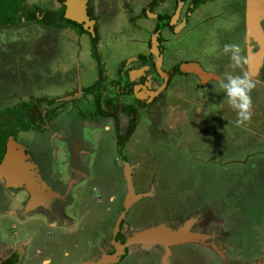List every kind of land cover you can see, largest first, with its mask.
Instances as JSON below:
<instances>
[{
  "label": "rangeland",
  "instance_id": "obj_1",
  "mask_svg": "<svg viewBox=\"0 0 264 264\" xmlns=\"http://www.w3.org/2000/svg\"><path fill=\"white\" fill-rule=\"evenodd\" d=\"M63 1L26 0L27 10L38 9L37 19L22 18L16 25L0 26L1 112L12 103L27 101V97L31 94L40 96L46 92L48 95L61 92L58 89L59 84L66 78L67 81L74 82L76 79L72 70L65 75L56 71L64 56L72 58L70 64L73 67L76 54H81L82 61L86 59L83 63L81 61V67L85 65L84 70L86 68L90 70L92 64L88 46L90 36L84 34L85 36L81 38L85 40L82 43L83 46L74 47L71 46L68 38L75 39V34L67 35L65 30H62V28L69 29L66 28L67 22L64 27H52L40 23L44 17L43 13L51 15L56 12L55 10H59ZM97 1L98 4L107 2L105 6L110 4L109 8L102 10V23L109 29L104 36V44L116 45L113 46V59L108 64L110 75H113V71L122 58L128 54L143 51L146 34L130 29L128 20L126 27L133 33L117 39L112 34L116 33L120 24L123 25L120 21L123 16L121 12L126 8L125 4L118 0ZM144 1L146 0H123V3L130 4L138 12L143 8ZM212 2L204 7V11L207 15L211 14L213 18L204 21L205 19L202 20L200 15L198 18V20L201 18L200 27L190 32L186 30L174 41L175 44L169 45V51L189 59H199L208 71L217 69L219 66L225 74L243 75L244 73L228 60L229 55L224 54L221 49V44L228 42L230 31L239 27L237 22L232 23L235 18H230L231 15L225 17L222 14L230 10L232 2L230 0ZM112 6L114 9L122 6L115 10L117 15H114ZM142 13H144L143 10ZM148 14V16L142 14V18L137 21L139 26L149 28L153 24L150 19H154L155 13L148 11ZM102 30L106 29L102 28ZM139 37L142 40L141 44H135L129 40V38ZM228 44H235V42L229 41ZM89 70L90 73L87 74L91 77L84 79L83 85H88L96 79V75ZM222 74L224 75L223 72ZM256 79L260 81L259 86L256 85V89H253L251 93L254 113L251 119L254 122L251 123L253 124L237 125V112L228 102L221 106L222 108L228 105L226 113L219 111L220 120L215 119L212 112L206 113L209 110L207 108L201 119L194 122L191 120V106H186L188 121L177 125L181 130V138L174 143H168L155 135L150 136L151 124L149 126L148 121L142 117L143 121L141 120V124L132 136L126 154L130 161L140 166L134 176L136 191H149L152 192V196L139 201L131 209L126 218L130 228L142 227L161 220L180 219L190 212L197 213L206 206L213 214L227 215L228 219L224 220L231 228L230 240L234 242L230 244L233 247L235 244L240 245L242 257L250 253L253 255L252 252L256 254L255 249L264 241V76ZM185 93H183L185 97H189ZM48 95L43 96L47 98ZM166 124L167 122L164 121V127ZM98 133H101L99 136H107L109 139L106 142L102 141L97 132L93 133L91 129H85L83 135L87 140L100 145L103 157H106L97 164L94 173L90 175L89 182L87 180L81 182L72 191L75 201L73 207L67 209V213L77 220L78 227L74 235L66 237L65 230H59L65 238L61 237L53 241L50 247L53 264H76L81 259L92 257L94 255L92 249L102 239L101 235L109 232L112 222L124 207L125 168L117 163L119 159L112 134L110 133L111 136L102 134L101 131ZM27 138L22 136L18 138L20 141L14 139V142L24 146L23 143L29 141L31 136ZM38 155L39 152H36L37 157ZM95 182L108 190V194L95 193L92 188ZM97 195L101 196V202L97 200ZM103 203L105 204L101 205ZM107 207L110 208L109 212L105 210ZM212 213L209 214L213 216ZM235 217H238L236 219L238 224L234 225L232 219L235 220ZM102 221L106 223L105 227L101 226ZM8 222L11 224L12 220L1 217L0 230L3 227L6 228ZM30 229L35 232L36 239H40L49 230L44 222L29 223L28 227L23 225L22 229L18 230L21 234L20 238L24 237V233ZM54 231L57 232V230ZM88 241H91V248ZM177 248L172 249L174 253L170 259L171 264H197L195 258H190L188 255L192 253V249L180 247L184 249L182 251ZM64 251L69 253L68 257H63ZM145 254L147 253L133 252L131 257L122 264H160L159 255H154L155 259L150 262L149 255ZM205 256H209L212 263L218 262L214 256L200 252L198 259L203 264L208 262Z\"/></svg>",
  "mask_w": 264,
  "mask_h": 264
},
{
  "label": "flooded vegetation",
  "instance_id": "obj_2",
  "mask_svg": "<svg viewBox=\"0 0 264 264\" xmlns=\"http://www.w3.org/2000/svg\"><path fill=\"white\" fill-rule=\"evenodd\" d=\"M110 1L112 2V0ZM118 1L125 4L124 6L126 8L121 12L123 16L120 23H123V25L120 24L116 29V33L112 35L118 39L130 34L132 31L130 32L127 29L126 26L128 24L130 29L135 30L134 32L139 31L146 34L145 48L143 51L139 53L134 52L122 58L113 71V75H110L111 72L108 71L106 65L113 59V46L115 47L116 45L114 43L109 46L104 44V36L108 33L109 29L108 26L106 28V25L103 26L104 24L102 23V10L109 8L110 4H108L109 6H105L107 4L105 1L102 4H98L97 0H87L86 15L90 20L94 21L92 27L93 32H91L93 34L90 33V28H84V23L72 22L75 24L74 26L67 25L68 27L66 28L69 29L62 28V30H65L67 35L75 34V39H68L70 40L71 46L78 48L83 46V41L78 37L82 34L81 32L84 30V34L90 36L91 47L89 48V58L96 67L97 80L101 77L103 87L95 90L91 89L93 93L91 91L89 92V88L97 80L89 86H83V82L80 80L81 73L87 75L90 72H88L89 68L84 70L85 65L81 67V54H76L73 67L70 64L72 58L67 59L64 56L56 71L61 75H65L72 70L76 79L74 82H69L66 78L62 81L63 83L59 84L58 89L61 91L59 93L48 95L46 92L40 96L31 94L27 97V101L12 103V105L7 106L8 108H14L17 104V106L22 108L21 106L24 104H29L27 119L30 123V131H19L16 134L9 135L7 140L10 136L16 141H20L18 138L20 139L22 136L23 138H29L31 136L29 141H23L24 153L28 156V162L35 166V171L41 181L51 192L56 194V197L48 200L45 205H39L36 208L33 207V209L27 212L24 211L26 203H24L23 198H16L18 208L20 209V219L24 216H31L33 213L41 212L45 214V219H47L45 224L47 225L52 223L60 224L64 221L69 222V229H64L65 237L67 235H74L73 233L76 231L78 225H75L76 227L74 228L71 226H74L73 223L75 221L77 222V220L67 213V209L72 208L75 201L72 191L81 182L88 181L91 173H94V170L97 168V164H100L106 157H103L100 145L84 137V130L91 129L93 133L97 132L98 137L104 142L109 138L107 136H99L101 133L98 132L101 131L102 134L106 135L112 134L119 159L117 162L119 163L118 165L121 164V167L123 165L125 168V164H127L130 167V175L135 193H145L146 196L130 206L125 212L124 218L120 219L118 227L116 228L117 221L123 213V207L114 222H112L109 232L102 234V239L92 249L94 255L81 259L76 264H96L103 255L110 256L116 254L118 252L115 246L116 243L119 246H124L128 237L149 226H157L160 223L166 222L172 229L177 230L183 227L188 221L191 222L189 232L198 237L199 241L173 248L178 247L177 249L182 251L184 249H180V247L192 249V253L188 255L190 258H195L197 264H203L198 259V253L200 252H206L214 256L218 261L212 263L211 258L205 256V259L208 261L205 264H264V241L255 249L256 254L252 252L253 255H250V253L242 257L239 250L240 245L237 244L236 246L235 244V247H233L230 244L234 242L230 240L232 237L231 228H229L228 223L224 220L228 219L227 215L220 216L213 214L206 206L197 213L190 212L188 215L176 220L156 221L155 223H148L137 228H130L127 225L126 218L131 209L139 201L148 196H152V192L150 193L149 191H136L134 176L140 166L130 161L126 154L130 147L132 136L138 125L143 121L142 117L148 121L149 126L151 124L149 128L150 136L155 135V137L161 138L164 142L174 143V141L181 138V130L177 125L188 121V114L185 110L186 106H191V120L196 122L201 119L200 117L207 108L209 110L206 113L212 112V116L214 117L215 115L214 118L216 119L221 106L223 104L225 105L228 101L225 93L219 88V81L226 75L223 69L221 70L217 66L218 70L213 69L208 71L199 59H189L186 56H180L169 51V45L175 44L174 41L181 37L186 30L190 32L200 27L201 18L198 20L200 15H202V20L205 19L204 21L209 19V15L204 11L203 6L215 0H146L144 1V3L146 2L145 5L139 13H136V10L130 4L123 3V0ZM65 2L66 0L63 1L61 6L64 7L63 14H65L66 10ZM237 2L242 6L244 12L241 15L243 21L240 22V25H237L239 26L238 28H233L230 31L227 41L246 46L244 38L246 29L244 22L246 20L244 19L247 0H237ZM237 2L234 1L235 4ZM114 6L111 8L114 9ZM120 7L122 6L114 9V15L118 14L115 10ZM238 8H240L238 5H234L233 7L234 11L238 10ZM142 10L144 11L142 14H145V16L148 11L155 13L154 19H150L153 24L149 28L145 26L141 27L137 24V21L142 18ZM43 14L45 17L46 13ZM174 18L176 21L174 24H171ZM261 27L264 31V19L261 22ZM102 28L106 30L104 31ZM153 37L156 40L155 46L153 45ZM129 40L135 44L142 43L140 37L129 38ZM228 42H225V44H228ZM250 44L254 47L253 50L255 51L256 43L251 42ZM54 46L56 47L57 45ZM77 50L79 51V49ZM72 51L74 52L73 49ZM243 55H246V51H244ZM158 61L160 63L157 66ZM188 62L198 64L203 71L213 73L220 80H209L202 84L196 75L180 72L179 67L181 63ZM238 67L241 68V66ZM241 72L244 73L243 69ZM131 74H134V76ZM263 76L264 59L257 77ZM252 78L254 80L256 79V77ZM138 87L140 88L138 89ZM186 91L188 93H185ZM183 93L188 94L189 97H185ZM43 95H48V97L46 98ZM227 107L228 105L222 107L221 111H226ZM164 121L167 122V127H164ZM71 144L72 149H70ZM36 152H39L38 157L36 156ZM93 185H95L92 186L93 189L97 187V190L102 191V194H108V190L96 182ZM3 195V192L0 191V204L5 201ZM97 200H102L100 195H97ZM105 210L109 212L110 208L107 207ZM237 210L239 211L240 209ZM209 213H212L213 216ZM238 217H235V220L232 219L234 225L238 224L236 221ZM100 224L103 227L106 226L104 221L100 222ZM54 235L53 241L59 240L61 237L63 239L65 238L59 230ZM88 243L91 248V241H88ZM50 245L52 246L53 242ZM15 249L9 257H6V254L0 249V264H20L22 256L25 255L24 244H18ZM162 249H158L159 251L155 252L157 249L154 248L146 250L139 246H131L123 249L124 253L119 255L117 261L106 264H122L131 257L133 252L147 253L145 255H149V261L151 262L155 259L154 255L158 256L160 252L164 253L161 251ZM172 249L170 259L174 253ZM65 252L62 253L63 257H68L69 255L65 256ZM26 254H28V260L31 264H36L39 261L37 258H32L34 254L31 249ZM159 257L161 259L160 255ZM53 261L54 259L52 257L51 264L54 263ZM42 262L43 260H40V263Z\"/></svg>",
  "mask_w": 264,
  "mask_h": 264
},
{
  "label": "water",
  "instance_id": "obj_3",
  "mask_svg": "<svg viewBox=\"0 0 264 264\" xmlns=\"http://www.w3.org/2000/svg\"><path fill=\"white\" fill-rule=\"evenodd\" d=\"M260 0H248L247 3V38H252L258 45V53L251 55L254 59L249 64V70L252 75H256L258 68L262 64L264 58V33L260 27V21L264 18V4L258 5ZM87 0H66L64 17L75 23H85L88 27L93 25L86 15ZM91 31V30H90ZM153 45H156L155 37H153ZM159 61L157 66L159 65ZM182 73H191L196 75L202 84L209 80H220L213 73L203 71L196 63H182L179 67ZM24 147L15 143L10 136L5 144V153L0 163V174L3 175L10 186H22L31 194L32 202L30 207L34 205H45L48 200L56 197V194L46 187L35 171V166L28 162V156L24 153ZM130 167L125 164V180H126V197L124 202V210L117 221V226L120 219L124 218L125 212L137 200L146 196V194H136L132 184L130 175ZM190 221L184 224L177 230L172 229L168 223H160L157 226H149L139 232L133 233L128 237L124 246L115 244L117 253L103 257L96 264L112 263L119 259L124 248L131 246H139L141 248H150L154 245H159L163 248L161 264H170L169 257L173 247L196 243L199 238L189 232Z\"/></svg>",
  "mask_w": 264,
  "mask_h": 264
},
{
  "label": "crops",
  "instance_id": "obj_4",
  "mask_svg": "<svg viewBox=\"0 0 264 264\" xmlns=\"http://www.w3.org/2000/svg\"><path fill=\"white\" fill-rule=\"evenodd\" d=\"M234 1L237 2V0H230V2H232V5L230 6V10L226 11V12H222V14L225 17H226V15H231L230 18H235L232 21V23L234 24V23L237 22L238 25H240V22L243 21L241 15L244 12L242 10V6L238 2L235 4ZM145 3L142 2V5H145ZM247 3H248V0H247ZM247 3H246V11H245V19H244V20H246L244 22L245 28H246L245 29V34H244L246 46H244L242 44H239V45H240V47L243 50L242 54L244 53V51H246V55H249V54L255 55L256 53H258V45L255 42L256 43V50L254 51L253 50L254 47L250 44L251 42H254V40L252 38H247V26H246V23H247ZM257 4L258 5L264 4V0L258 1ZM234 5H238V7H240V8H238V10L234 11V9H233ZM205 6H203V7H205ZM55 11L57 12L58 10H55ZM139 11H138V13H139ZM222 14H220V15H222ZM148 15L149 14L146 13V16H148ZM63 17H64V14H63ZM236 17H237V19H236ZM143 18H145V16ZM175 18L173 19L171 24L175 23V21H176ZM211 18H213V17L211 16V14H209V19L208 20H210ZM64 19H65V17H64ZM263 19L264 18H262V20L259 23L260 27H261V22L263 21ZM68 21H70V20H68ZM90 21H93V20H90ZM93 24H94V21H93ZM92 27H93V25L91 27H88L84 23V28L85 29L90 28V30H91L90 33L93 32V30H92L93 28ZM261 30L264 33L262 27H261ZM81 33L82 34L78 36L80 39L83 37V34L85 33V31L83 30V32H81ZM91 34H93V33H91ZM81 40L83 42L85 41L83 39H81ZM88 46H89V48L91 47L90 44ZM223 48H224V46L221 44L222 51H223ZM226 55H229V54H226ZM227 58H228V60H230L232 62V60L230 59V55L227 56ZM263 59H262L261 66L263 65ZM84 60H86V59H84ZM106 66H107V69L109 71L108 64ZM261 66L258 68V72H257V74L255 76L251 74V72L249 70V64L248 65H241V68L238 67V69H241V70L243 69L244 74L248 73L252 77L258 78L257 76L259 74ZM241 70H240V72H241ZM89 71L93 72V74L96 75V79L95 80H97L96 67H95L93 62L91 64V67H90ZM131 75L134 76V74H131ZM89 77H91L89 74L85 75V74L81 73L80 80H82V82H83L84 79L89 78ZM254 81H255L256 85L259 84V79H255ZM93 82H90V84H92ZM90 84H88V85L84 84L83 86H89ZM139 88L140 87H138V89ZM219 111H221V110H219ZM221 113H226V111H221ZM219 118L220 117H217V119H219ZM251 122H254V121H251ZM251 124H253V123H251ZM93 190L95 191V193L98 192V193L102 194L101 193L102 191L100 192L99 190H97V187L94 188ZM0 191L3 192V194H4L3 196L5 198L4 199L5 201L2 204H0V224H1V217H7V218H10V220H12L11 224L8 222L7 227L6 228L3 227L0 230V249L2 250V252H4L6 254V257H9V255H11L14 252V250H16L15 248L17 247V245L20 244V243H23L24 247H25V255L22 256L20 264H31L29 262V260H28V254H26L29 249H31L32 253L34 254L32 258H37L39 260L38 262H36V264H43V262L40 263V260L44 261L46 258L50 259V261H51L53 255H52L51 250H50V247H51L50 244H51V242H53V239L55 237V235H54L55 231L54 230H56V229L57 230H62V229L67 230V229H69V222H67V221L65 222L64 221L63 223H60V224H57V223H52V224H49V225L46 224V226L48 227L49 230H48L47 233L43 234V236L40 239H36L34 237L35 232L33 230H31V229L24 233V237L20 238L21 234L19 233L18 230H21L23 225H26L28 227L29 223H35V222H38V221L45 223V221L47 222V219H45V214L41 213V212H38V213H33L31 216H28V215L24 216L22 219H20L21 218L19 216V214H20L19 210L20 209L18 208V203H17V199L16 198H18V197L19 198H21V197L23 198L24 203H26V206L24 207V211L25 212H27L30 209H33V207H35V208L39 207V205H34V206L30 207L31 202H32V197H31V194L27 191V189H25L22 186H16V187L10 186L8 184V181L6 180V178L3 175H1V174H0ZM101 201L102 200H99V202H101ZM237 209H239L238 206H237ZM73 224H74V226H71L72 228H74L75 225L77 226L78 222L75 221V223H73ZM39 241H40V243H39ZM151 248L157 249V250H155V252L159 251L158 249H162L161 246L154 245V246H152L150 248H146V250H149ZM161 251H163V249ZM159 255L161 256V259H162L163 253L160 252ZM170 256H171V254H170ZM161 259L159 257L160 264H161ZM169 263L171 264L170 257H169Z\"/></svg>",
  "mask_w": 264,
  "mask_h": 264
},
{
  "label": "trees",
  "instance_id": "obj_5",
  "mask_svg": "<svg viewBox=\"0 0 264 264\" xmlns=\"http://www.w3.org/2000/svg\"><path fill=\"white\" fill-rule=\"evenodd\" d=\"M37 11V8L27 10L26 0H0V26L16 25L22 18L35 20L38 17L36 15ZM63 11L64 7H61L51 15L46 14L40 23L46 26L64 27L66 25L65 22H67L68 25L74 26V23L64 19ZM101 81V77H99L88 91L93 93V90L102 88ZM21 107L15 106L14 108H6L2 112L0 111V160L5 153V144L9 135L16 134L19 131H30L31 127L27 119L30 106L29 104H24Z\"/></svg>",
  "mask_w": 264,
  "mask_h": 264
},
{
  "label": "clouds",
  "instance_id": "obj_6",
  "mask_svg": "<svg viewBox=\"0 0 264 264\" xmlns=\"http://www.w3.org/2000/svg\"><path fill=\"white\" fill-rule=\"evenodd\" d=\"M225 54H229L234 67L248 65L254 59L251 54L243 55L242 48L238 44H225ZM256 83L248 73L243 75L226 74L219 81V88L225 93L228 104L237 112V125H245L251 122L253 116L252 91ZM69 253L65 252V256ZM43 264H51L50 259H45Z\"/></svg>",
  "mask_w": 264,
  "mask_h": 264
}]
</instances>
